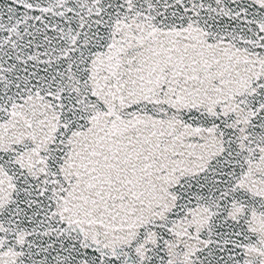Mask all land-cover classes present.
<instances>
[{
  "label": "snow or ice",
  "instance_id": "snow-or-ice-1",
  "mask_svg": "<svg viewBox=\"0 0 264 264\" xmlns=\"http://www.w3.org/2000/svg\"><path fill=\"white\" fill-rule=\"evenodd\" d=\"M0 264H264V0H0Z\"/></svg>",
  "mask_w": 264,
  "mask_h": 264
}]
</instances>
